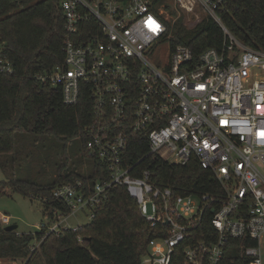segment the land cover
Listing matches in <instances>:
<instances>
[{"label": "built area", "instance_id": "2783aa9c", "mask_svg": "<svg viewBox=\"0 0 264 264\" xmlns=\"http://www.w3.org/2000/svg\"><path fill=\"white\" fill-rule=\"evenodd\" d=\"M240 1L58 0L63 61L35 78L60 87L67 105H76L82 92L89 95L84 149L108 175L91 187L74 180L56 185L49 198H35L45 223L36 227L43 235L30 252L49 233L81 231L108 191L122 186L149 226L139 264H171L180 247L182 264H262L264 50L244 44L225 22ZM182 16L189 28L212 20L222 31L220 45L198 54L188 45H172L169 31ZM3 44L0 73H12ZM131 133L147 141L148 151L128 165L123 153ZM149 155L177 165L193 160L211 171L219 189L176 194L154 182L149 168L132 174ZM50 201L66 210L55 208L49 215L44 207ZM79 210L88 211L85 224L61 226V218ZM206 218L213 236L204 229L199 234L204 238L196 239ZM12 223L0 214V229ZM76 240L81 244L83 236L77 233ZM231 240H238L239 258L226 261Z\"/></svg>", "mask_w": 264, "mask_h": 264}, {"label": "trees", "instance_id": "16d2710c", "mask_svg": "<svg viewBox=\"0 0 264 264\" xmlns=\"http://www.w3.org/2000/svg\"><path fill=\"white\" fill-rule=\"evenodd\" d=\"M237 6L226 17L229 30L244 44L264 50V0H241ZM63 21L58 0H0V41L4 43L3 54L13 63L12 73H0V154H12L13 161H33V180L7 178L6 184L30 201L39 196L49 198L56 185L81 180L91 187L95 180L108 175L104 164L86 153L89 164L84 168L67 167L68 159L63 153L56 155L59 158L55 160V170H50V161L38 152L56 141L66 144L74 139L80 140L85 152L89 138L85 129L91 120L89 95L82 92L76 105H67L62 101L60 87L35 78L63 61ZM169 33L172 45H188L195 54L206 47H218L223 38L220 28L208 18L189 28L184 17H179ZM129 137L123 153V163L128 165L148 151L145 139L136 133ZM4 167L2 163L1 168ZM143 168L151 170L154 182L171 186L176 194L219 189L211 171L193 160L177 165L149 155L131 173L139 176ZM55 208L66 210L60 202L50 201L44 207L49 215ZM204 229L213 236L208 218L195 231L196 239L204 238L199 235ZM77 233L83 236L81 244L76 240ZM42 235L41 231L17 234L1 228L0 258L25 259L23 264H139L146 250L149 226L136 201L124 187L117 186L108 191L95 209V217L81 231L64 228L49 233L30 252L32 241ZM208 241H213V237ZM237 243L238 240L230 241L226 261L238 260ZM181 251L182 247L177 249L171 264H182ZM245 261L240 260L239 264Z\"/></svg>", "mask_w": 264, "mask_h": 264}, {"label": "rangeland", "instance_id": "374dc122", "mask_svg": "<svg viewBox=\"0 0 264 264\" xmlns=\"http://www.w3.org/2000/svg\"><path fill=\"white\" fill-rule=\"evenodd\" d=\"M38 152L40 156H46L50 161L48 162L50 170H55V160L59 158L56 155L63 153L68 159L67 167L73 165V167L75 166L79 169L80 165L84 168L85 165L89 164V159L85 155L82 143L78 139L66 144L62 141H56L53 146H48L45 150H38ZM13 158L12 154H0V214L5 213L12 218V222L17 224L16 233L33 234L37 226L45 223L41 204L37 201L31 202L28 198L11 191L6 184L7 178L33 180L35 165L33 161H13ZM63 159L64 157H61V160ZM2 163L5 164L4 168H1ZM87 215V210H79L75 214L65 217V219L61 218V226L85 224L88 220ZM35 239L32 241L33 243H37ZM261 258L262 264H264V239L261 247ZM24 260L16 259L13 261L8 258H0V264H21Z\"/></svg>", "mask_w": 264, "mask_h": 264}, {"label": "water", "instance_id": "95a60500", "mask_svg": "<svg viewBox=\"0 0 264 264\" xmlns=\"http://www.w3.org/2000/svg\"><path fill=\"white\" fill-rule=\"evenodd\" d=\"M16 228H17V224L13 223V224H9V225L5 226L4 230L11 232V231H15Z\"/></svg>", "mask_w": 264, "mask_h": 264}, {"label": "clouds", "instance_id": "9594fccd", "mask_svg": "<svg viewBox=\"0 0 264 264\" xmlns=\"http://www.w3.org/2000/svg\"><path fill=\"white\" fill-rule=\"evenodd\" d=\"M13 224V223H12ZM7 226V225H6Z\"/></svg>", "mask_w": 264, "mask_h": 264}]
</instances>
